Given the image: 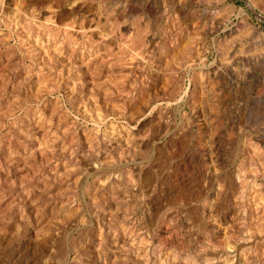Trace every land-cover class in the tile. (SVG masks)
<instances>
[{
	"label": "rangeland",
	"instance_id": "obj_1",
	"mask_svg": "<svg viewBox=\"0 0 264 264\" xmlns=\"http://www.w3.org/2000/svg\"><path fill=\"white\" fill-rule=\"evenodd\" d=\"M0 264H264V0H0Z\"/></svg>",
	"mask_w": 264,
	"mask_h": 264
}]
</instances>
